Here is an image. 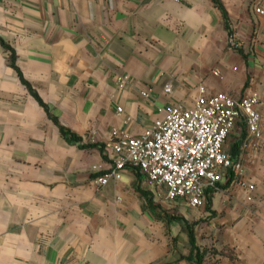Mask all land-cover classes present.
<instances>
[{"label":"crops","instance_id":"0c3cea01","mask_svg":"<svg viewBox=\"0 0 264 264\" xmlns=\"http://www.w3.org/2000/svg\"><path fill=\"white\" fill-rule=\"evenodd\" d=\"M257 8L264 0H0V264H192L166 231L161 188L130 166L95 180L113 168L114 136H141L161 109L193 106L201 86L257 92L261 137L238 118L224 150L241 169L202 208L173 202L198 223L210 264H264Z\"/></svg>","mask_w":264,"mask_h":264},{"label":"built area","instance_id":"2783aa9c","mask_svg":"<svg viewBox=\"0 0 264 264\" xmlns=\"http://www.w3.org/2000/svg\"><path fill=\"white\" fill-rule=\"evenodd\" d=\"M257 11L264 13L260 8ZM142 96L148 97L149 90H143ZM258 104L257 92L236 99L226 92L209 96L201 86L193 106L175 104L161 109L162 119L141 136H114L106 144L113 168L95 182L104 186L130 166L163 189L167 200H183L192 209L202 208L207 191L216 190L225 174L241 169L224 150L238 118L245 116L249 132L261 137Z\"/></svg>","mask_w":264,"mask_h":264},{"label":"rangeland","instance_id":"374dc122","mask_svg":"<svg viewBox=\"0 0 264 264\" xmlns=\"http://www.w3.org/2000/svg\"><path fill=\"white\" fill-rule=\"evenodd\" d=\"M157 199L162 202L164 206V215L166 221V231L170 232L171 228L178 230V239L185 248H190L188 241V232L184 221L186 220L184 214H188L190 210L186 207H179L173 201H169L165 198L164 190H157ZM185 209L184 211H182ZM184 215V216H183ZM178 218V219H177ZM187 221V220H186ZM194 223V222H193ZM191 223V224H193ZM198 224V223H197ZM196 229V228H195ZM187 234V235H186ZM183 248V247H182ZM213 254V250H211ZM187 256V255H182Z\"/></svg>","mask_w":264,"mask_h":264},{"label":"trees","instance_id":"16d2710c","mask_svg":"<svg viewBox=\"0 0 264 264\" xmlns=\"http://www.w3.org/2000/svg\"><path fill=\"white\" fill-rule=\"evenodd\" d=\"M60 129H61V132L64 135L68 136V138L71 141H76V142L81 141V137L72 133L70 130H67L63 127H61ZM87 146L89 147L91 145L89 144ZM208 191H211V190H208ZM184 223L188 231V241L190 245V253L187 256H182V258H185L186 260L190 261L192 264H210L212 262V259L211 258L210 260L207 259L208 250L206 248H202L197 243L196 230H195L197 223L190 224L186 220L184 221ZM213 254H217V252H214Z\"/></svg>","mask_w":264,"mask_h":264}]
</instances>
